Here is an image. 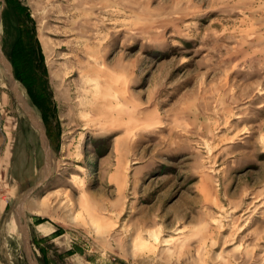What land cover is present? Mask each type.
Instances as JSON below:
<instances>
[{"label": "rangeland", "instance_id": "rangeland-1", "mask_svg": "<svg viewBox=\"0 0 264 264\" xmlns=\"http://www.w3.org/2000/svg\"><path fill=\"white\" fill-rule=\"evenodd\" d=\"M0 41L48 148L0 60V264H264V0H0Z\"/></svg>", "mask_w": 264, "mask_h": 264}, {"label": "water", "instance_id": "water-1", "mask_svg": "<svg viewBox=\"0 0 264 264\" xmlns=\"http://www.w3.org/2000/svg\"><path fill=\"white\" fill-rule=\"evenodd\" d=\"M0 60L5 65V68H7V70L10 72V75H11L10 84H11L13 90H14V93H15L18 101L27 110V112L29 113V115L32 118V120H34V122L36 123V126L39 128V130L41 132V135L43 137V140L45 142V149L48 150L45 127L41 123V121L38 119V117L36 116L35 112L31 108V106L28 104V102L19 94L18 89L16 88L15 78H14V74L12 72V67L9 64V62L5 61V56H4V53H3L1 48H0ZM4 61H5V63L6 62L7 63L5 64ZM48 161H49V158H48ZM49 165L50 164L48 163L47 171H48ZM40 185H41V183H37L36 185L27 188L23 193H21L19 195V197H18V199H17V201L15 203L16 224L18 226V230L23 234L25 242H26V245L28 247V251H30L31 254H33V253H32V250H31L30 240H29V238H28V236H27V234H26V232L24 230V226H23V224L21 222V217H22L23 207H24V204H25L26 200L38 189V187ZM32 264H39L37 258L33 257Z\"/></svg>", "mask_w": 264, "mask_h": 264}, {"label": "trees", "instance_id": "trees-1", "mask_svg": "<svg viewBox=\"0 0 264 264\" xmlns=\"http://www.w3.org/2000/svg\"><path fill=\"white\" fill-rule=\"evenodd\" d=\"M16 20V19H15ZM15 24V22L14 21H10L9 23H8V27H7V31H8V35H10V37H16V35H18V33H19V29H18V27L17 26H15L14 25Z\"/></svg>", "mask_w": 264, "mask_h": 264}, {"label": "bare ground", "instance_id": "bare-ground-1", "mask_svg": "<svg viewBox=\"0 0 264 264\" xmlns=\"http://www.w3.org/2000/svg\"><path fill=\"white\" fill-rule=\"evenodd\" d=\"M99 81H100V80H99ZM109 83H110V82H109ZM111 85H112V84H111ZM111 85H110V86H111ZM94 86H95V85H94ZM97 86H98V85H97ZM103 87H104V86H103ZM103 87H101V88H103ZM97 89H98V88H97ZM97 89H96V92H97ZM109 96H110V95H109ZM111 96H112V95H111ZM124 96H125V95H124ZM110 98H111V97H110ZM110 98H109L108 101H109V102H112V101H110ZM115 98H116V97H115ZM100 100H101V99H100ZM77 166H78V167H77L78 170H80V171H82V170L84 169V167H83L82 164H78ZM93 210H94V209H93ZM94 211H95V210H94Z\"/></svg>", "mask_w": 264, "mask_h": 264}, {"label": "crops", "instance_id": "crops-1", "mask_svg": "<svg viewBox=\"0 0 264 264\" xmlns=\"http://www.w3.org/2000/svg\"><path fill=\"white\" fill-rule=\"evenodd\" d=\"M0 48H2V46H1V41H0ZM0 76H1V74H0ZM2 217H3V214L0 216V219H2ZM4 219V218H3Z\"/></svg>", "mask_w": 264, "mask_h": 264}]
</instances>
